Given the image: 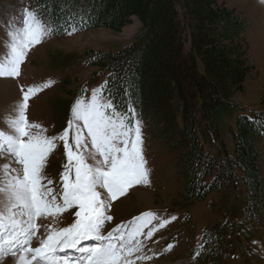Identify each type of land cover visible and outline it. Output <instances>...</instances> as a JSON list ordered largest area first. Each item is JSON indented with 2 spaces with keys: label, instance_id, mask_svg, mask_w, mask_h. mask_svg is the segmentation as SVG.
<instances>
[{
  "label": "trees",
  "instance_id": "16d2710c",
  "mask_svg": "<svg viewBox=\"0 0 264 264\" xmlns=\"http://www.w3.org/2000/svg\"><path fill=\"white\" fill-rule=\"evenodd\" d=\"M225 1L31 0V5L61 29L57 35L71 31L68 25L81 16L86 22L77 24L78 32L121 31L138 17L145 32L132 44L118 53L88 51L86 63L106 75V95L114 98L117 111L123 114L131 104L153 137L177 152L185 199H203L224 185L232 194L243 190L244 217L260 223L264 112L238 117L232 153L211 122L215 109L233 105L252 70L248 23ZM6 2L0 0V6ZM214 143H219L216 155L205 148ZM208 241L211 250L220 251L218 240Z\"/></svg>",
  "mask_w": 264,
  "mask_h": 264
},
{
  "label": "rangeland",
  "instance_id": "374dc122",
  "mask_svg": "<svg viewBox=\"0 0 264 264\" xmlns=\"http://www.w3.org/2000/svg\"><path fill=\"white\" fill-rule=\"evenodd\" d=\"M6 1L0 6V53L5 52L3 45L8 39L9 27L20 23L24 9L33 10L31 0ZM225 4L248 23V60L252 67L243 90L233 96V105L219 107L211 114V122L217 126L221 140L232 153V131H237L238 117L252 116L253 111L264 112V0H226ZM144 32L141 20L133 17L121 31L96 29L46 37L29 51L18 78H0V129L6 128L5 118L12 113L13 105L22 99L21 86L26 91L29 86L51 82L49 87L29 99L27 117L30 122L42 125L47 136L62 134L72 119V107L76 101L82 96L90 100L92 90L105 83L106 75L86 63V53H118ZM73 132L74 129L69 131V143H72ZM141 135L150 183L135 185L125 196L112 201L108 211L113 219L106 223L104 233L145 212H154L157 219L144 229V233L153 227L156 231L151 238L143 234L139 237L143 249L130 257L134 264H264V220L260 223L246 220L242 212L244 191L232 194L224 185L203 199H185L184 179L177 167V152L156 140L142 121ZM56 143V149L47 160L49 170L45 168V174L49 173L54 181L53 185L55 182L58 184L67 163L63 141ZM218 147L219 143L205 146L213 155L218 153ZM262 148L261 173L264 177V146ZM5 164H10L13 169L21 167L12 156L0 152V166ZM72 218L73 214L68 212L58 218L44 220V226L39 228L31 246L38 247L51 231L48 222L57 224L62 219L69 226L74 222ZM164 220L169 223L159 227ZM41 222L37 220L38 225ZM210 236L218 240L219 252L211 250ZM169 245L173 246L171 250H167ZM137 256L144 258L136 259ZM16 259L6 256L0 258V264H16Z\"/></svg>",
  "mask_w": 264,
  "mask_h": 264
},
{
  "label": "snow or ice",
  "instance_id": "6c2138e0",
  "mask_svg": "<svg viewBox=\"0 0 264 264\" xmlns=\"http://www.w3.org/2000/svg\"><path fill=\"white\" fill-rule=\"evenodd\" d=\"M22 17L19 24L8 29L5 52L0 53V78H18L29 51L61 30L46 20L39 8L24 9ZM85 22L81 16L70 23L68 34L78 31L77 24L83 26ZM50 85L29 86L26 91L21 86L22 99L5 118L6 128L0 129V152H6L21 166H0V258L15 257L16 264H134L130 257L143 249L139 237H152L156 227L146 234L144 229L157 219V214L145 212L107 234L104 229L113 219L108 211L112 201L125 196L135 185L150 183L136 110L129 104L125 113L117 111L114 98L110 93L106 95L105 82L92 90L90 100L84 96L78 99L67 128L50 137L42 125L27 117L29 99ZM73 129L69 143V131ZM58 140L63 141L67 163L63 166L62 186L55 191L49 187L54 181L47 177L45 168ZM74 208L76 219L72 224L59 229L49 225L51 231L46 238L38 247L31 246L44 220L58 218ZM37 220H42L40 225ZM167 223L164 220L159 227ZM84 241L96 243L85 247ZM172 247L169 245L167 250ZM68 249L81 255L69 258Z\"/></svg>",
  "mask_w": 264,
  "mask_h": 264
}]
</instances>
